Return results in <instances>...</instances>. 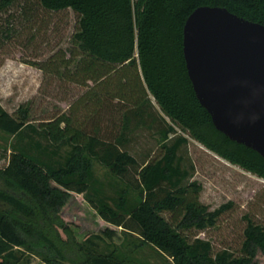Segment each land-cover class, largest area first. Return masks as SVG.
<instances>
[{
	"label": "trees",
	"instance_id": "obj_1",
	"mask_svg": "<svg viewBox=\"0 0 264 264\" xmlns=\"http://www.w3.org/2000/svg\"><path fill=\"white\" fill-rule=\"evenodd\" d=\"M13 1L0 0V10ZM37 1L48 11L70 9L79 16L74 49L68 55L56 51L37 68L84 91L66 111L38 125L29 119L28 105H21L17 116L0 105V131L16 136L28 129L47 144L64 142L70 147L66 158L54 166L13 151L7 166L0 169V181L8 188H0L4 205L0 210V264H19L18 253L29 243V234L40 238L38 245L44 248L49 264H68L63 260L123 264L113 256L92 253L85 261L64 258L63 244L56 239L58 230L75 247L90 237L112 241L117 235L107 227L78 241L60 216L74 195H82L99 218L119 229L122 236L138 235L172 264H255L257 254L264 255V225L248 216L237 252L227 248L214 252L209 240L184 235L213 227L232 202L213 210L200 203L201 186L190 180L192 175L178 155L187 138L177 134L175 127L223 160L264 180V158L218 131L199 104L182 47L185 21L196 8L222 7L264 25V0ZM111 104L120 113L117 131L101 123L99 110ZM139 129L154 130L162 138L161 155L141 165L124 149L129 135ZM95 161L119 178L135 169L139 199L132 201L129 186L111 197L102 196L94 189ZM48 247L58 251L55 257L50 258Z\"/></svg>",
	"mask_w": 264,
	"mask_h": 264
},
{
	"label": "rangeland",
	"instance_id": "obj_2",
	"mask_svg": "<svg viewBox=\"0 0 264 264\" xmlns=\"http://www.w3.org/2000/svg\"><path fill=\"white\" fill-rule=\"evenodd\" d=\"M78 19L79 16L70 9L48 11L37 0H14L9 7L0 10V105L9 114L17 116L18 108L28 105L29 119L38 125L66 111L69 104L82 94L84 90L81 87L44 74L37 68L56 51L63 50L68 55L70 49H74L73 34L78 28ZM74 66L75 62L71 69ZM112 105L99 110L101 123L117 131L120 113ZM154 108L158 113V107L154 105ZM166 121L170 123L168 119ZM175 129L177 134L187 138L186 146L180 149L178 155L192 175L190 180L201 186L198 196L200 203L213 210L232 202V207L219 217L213 227L203 231L189 230L184 235L191 240L195 237L209 240L214 252L224 248L237 252L247 223L245 216L264 225V180L218 157L178 127ZM129 139L124 149L135 157L139 165L161 155L162 138L156 131L139 129L130 134ZM69 150L68 144H47L28 129L16 136L0 131V169L7 166L13 151H23L48 166H54L66 158ZM93 175L94 189L102 196L111 197L119 188L129 186L132 201L139 199L135 188V169H130L124 178H119L95 161ZM0 188L8 190L3 181H0ZM1 204L0 210L4 208ZM60 216L78 241L98 234L107 227L117 234L112 241L90 237L75 247L58 230L59 238L56 236V239L63 244L64 258L85 261L87 254L92 253L113 256L123 264H172L153 246L143 243L138 235L122 236L119 229L99 218L82 195H74ZM164 217L167 219L169 215L164 214ZM53 232L55 234V229ZM26 239L29 243L19 250V264H49L44 260V248L38 245L40 238L29 234ZM47 251L52 255L50 258L58 252L53 247H48ZM255 264H264V255L258 253Z\"/></svg>",
	"mask_w": 264,
	"mask_h": 264
},
{
	"label": "water",
	"instance_id": "obj_3",
	"mask_svg": "<svg viewBox=\"0 0 264 264\" xmlns=\"http://www.w3.org/2000/svg\"><path fill=\"white\" fill-rule=\"evenodd\" d=\"M182 47L214 127L264 158V25L222 7H198L185 21Z\"/></svg>",
	"mask_w": 264,
	"mask_h": 264
}]
</instances>
